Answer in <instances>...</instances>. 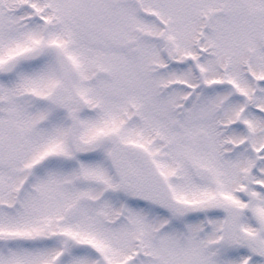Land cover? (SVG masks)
Here are the masks:
<instances>
[{"label": "snow or ice", "instance_id": "snow-or-ice-1", "mask_svg": "<svg viewBox=\"0 0 264 264\" xmlns=\"http://www.w3.org/2000/svg\"><path fill=\"white\" fill-rule=\"evenodd\" d=\"M0 264H264V0H0Z\"/></svg>", "mask_w": 264, "mask_h": 264}]
</instances>
